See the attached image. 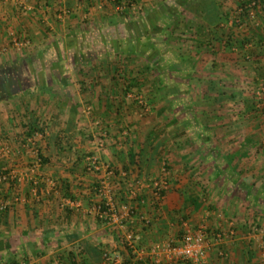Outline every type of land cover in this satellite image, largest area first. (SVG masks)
<instances>
[{
    "label": "crops",
    "instance_id": "obj_1",
    "mask_svg": "<svg viewBox=\"0 0 264 264\" xmlns=\"http://www.w3.org/2000/svg\"><path fill=\"white\" fill-rule=\"evenodd\" d=\"M128 1L28 0L27 11L0 2V174L17 177L0 186V264H106V252L169 264L153 249L201 224L210 264H264V122L220 117L239 95L234 76L254 81L259 70L228 46L237 29L226 0ZM257 34L246 35L264 40ZM143 89L148 115L132 100ZM90 155L111 169L119 213L130 211L122 228L95 209L107 172L89 173Z\"/></svg>",
    "mask_w": 264,
    "mask_h": 264
},
{
    "label": "built area",
    "instance_id": "obj_2",
    "mask_svg": "<svg viewBox=\"0 0 264 264\" xmlns=\"http://www.w3.org/2000/svg\"><path fill=\"white\" fill-rule=\"evenodd\" d=\"M6 1V0H0ZM18 6H20L24 10H29L28 7V0H16ZM128 8L130 9H136L135 4L133 3V0H129L127 2ZM67 14H69V10H65ZM14 43L17 47H22V44L24 45L23 41H19V39H14ZM258 88L257 91H255L258 101L261 102L262 96L264 93V81H258L257 84ZM99 127V147L104 148L106 146V142L109 138V132L107 129L101 128L100 122L96 124ZM41 159L38 158L37 160V166H41ZM102 169H105L107 172V175L105 178H102L99 180L96 191L97 194L101 198L100 204L95 208L96 211H98L101 215V218H103L106 222H109L110 225H113L114 228H122L123 227V221L126 218H129L131 216L130 211L128 215H121L119 213L118 207L114 201V192L113 189L109 183L108 176L112 175V171L109 168V166L102 164L100 158L94 155H90L86 158V170L89 173H95ZM16 179V174L14 172H10L8 174H0V183L7 182L8 180H14ZM164 184H155V187L152 192V196L156 199L162 198L161 192L164 191ZM6 208V204H0V211H3ZM147 225H150V221H145ZM258 227H253V230L256 231ZM208 229L206 225L201 224L198 227H189L187 226L184 230V233L182 234L180 241L177 244H169L167 245L164 250L160 249H153L154 254H158L160 251L164 252L166 256L168 257L169 261H172L173 259L176 260V262L182 263V264H210L209 263V250L211 248L210 242L208 241ZM230 236V235H229ZM226 238V234L224 233H218L215 236V241L221 242ZM129 240V247L132 248L133 244ZM78 252H82V247L78 248ZM104 260L106 264H123V260L120 256H111L109 253L104 254ZM33 264V263H31Z\"/></svg>",
    "mask_w": 264,
    "mask_h": 264
},
{
    "label": "rangeland",
    "instance_id": "obj_3",
    "mask_svg": "<svg viewBox=\"0 0 264 264\" xmlns=\"http://www.w3.org/2000/svg\"><path fill=\"white\" fill-rule=\"evenodd\" d=\"M240 1L241 0H226V2H227L226 7H227V11L231 12V16H232L231 20L233 21V26L237 29V31L233 32V35H232L233 40L234 41L236 40L238 42V43H236V45L234 47L238 48V49L246 50L244 53H242V56L244 58H247V59L249 58L250 63H251V67H252L255 64V62L252 61V55H251V53H248V52H252V53L256 52V53H253L254 55H256L258 52V55H263V57H264V43L259 44V40L257 38H255L253 36L251 38H249V36L247 37L246 34H249L251 36L252 32H257L259 34L260 30H264V14L261 13V12H264V7H263V4H259L258 7L256 6V8L252 10L253 13L251 16H253V17H251V19H247L245 21L248 24L247 26H245L246 24L242 25L240 22V20H241L240 16H239V10L240 9L238 8V6H239L238 2L240 3ZM133 3L135 4L136 8L139 6L135 0H133ZM126 4H127V2H126ZM221 4H224V3H221ZM218 5H219V3H218ZM237 32H239V33H237ZM231 33H232V31H231ZM241 34H243V36L240 39L239 37L241 36ZM17 39H19V38H17ZM240 43H243V44L241 45ZM24 44H26V42ZM252 49H253V51H252ZM249 50H251V51H249ZM123 61L125 62V59H123L122 62ZM246 61H247V63L249 62L248 60H246ZM232 66L237 68L236 67L237 64H233ZM241 67L239 68L240 72L242 70ZM119 72L122 74L124 72V69L121 68L119 70ZM234 73H233V76H234ZM242 74H243L242 72L239 74L240 77H242V78H240L238 76H236L237 78H235V76L233 78V80H235L234 81V86H236L235 89L238 90L237 94H239L240 97H239V95L236 96L235 103L232 102V103H230L229 106L227 105L228 106L227 111L230 114L220 115V117L222 118L221 121L224 123V125L232 124L234 126L235 124H237L239 122V120L242 121L243 119L247 120V121L252 120V119H254V120L257 119V120H262L264 122V93H263L261 102L258 101L256 93H255V91H257L258 86L256 85V83H254V81H252L253 77L250 75H242ZM220 85H222V84H220ZM222 86L225 87L224 85H222ZM142 91H144V89L141 90V92H136V94H134V97L132 98V100H134L136 102V106L138 108H140V110L142 111V113L144 115H148V114H150L151 106H150V103L148 102L149 101L148 98L145 97V95L142 93ZM193 100H194V98H190L191 102H193ZM243 110H245V111H243ZM216 118H218V117H216ZM207 119H210V118H207ZM207 122H208V120H207ZM233 132L239 133V135L236 136L237 138H239L238 140L244 139V136L242 135L243 131L241 128L234 129ZM207 133H209V132H207ZM227 133L228 132H225V133L221 132L219 135L216 133H214V134L218 135L219 138H225V137H228L230 134H232V132L230 134H227ZM204 135H205V137L208 136L207 134H204ZM263 141H264V139H263ZM261 149L264 150L263 142H262V148ZM160 181H162L163 182L162 184H164V186H166V187H168L170 185L169 181H167L166 179H162ZM160 181H157L155 184H160ZM155 184L153 183V187H152L153 189L155 187ZM153 189H152V191H153ZM263 200H264V198H263ZM254 226L258 227L256 231L253 230ZM260 229H261L260 225L252 223L251 227H250V232L251 233H258L260 231ZM224 234H226V236L230 235L228 233H224ZM170 244H174V243H170ZM169 262H170L169 264H175L176 260L173 259L172 261H169ZM31 263H33V261L29 260L25 264H31ZM34 264H38V263H34Z\"/></svg>",
    "mask_w": 264,
    "mask_h": 264
},
{
    "label": "trees",
    "instance_id": "obj_4",
    "mask_svg": "<svg viewBox=\"0 0 264 264\" xmlns=\"http://www.w3.org/2000/svg\"><path fill=\"white\" fill-rule=\"evenodd\" d=\"M259 4H264V0H243V1H240L238 8L240 9L239 10V16H240V19H241L240 22H241L242 25H245V24H246L245 26L248 25L247 22H245V21L247 19H251V17H253V16H251L252 13H253L252 10L255 9L256 6L258 7ZM263 7H264V5H263ZM256 36L258 37V34ZM236 43H238V42L236 40L234 41L233 37H232L231 40H230V43H228V46L231 48V47L235 46ZM262 43H264V40L263 39L259 40V44H262ZM240 44L242 45L243 43H240ZM252 61L255 62V64L257 65V69L259 70L258 71V75H257V80H254V82L257 85L258 84V80H261V79L264 80V66H262L261 55H254L253 54L252 55ZM122 76H123V73H122ZM132 87H133V85L131 86V88ZM39 158L41 159V163L44 164L45 163V159L43 158V156L40 155ZM85 168H86V166H85ZM8 173H9V171L1 172V174H8ZM164 179H165V177H164ZM16 182H17V178L14 179V180H8L7 182L0 183V186L5 185V184H13V183L16 184ZM164 192L165 191L161 192V196L162 197L164 195ZM4 211H6V208L3 211H0V212H4ZM115 228H118V227H115ZM113 229H114V227H113ZM123 241H125V240H123ZM125 245H127V244L125 243ZM82 251H83V249H82ZM175 264H182V263L176 262Z\"/></svg>",
    "mask_w": 264,
    "mask_h": 264
}]
</instances>
